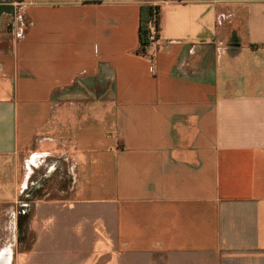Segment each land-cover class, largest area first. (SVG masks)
Instances as JSON below:
<instances>
[{
  "label": "crops",
  "instance_id": "crops-1",
  "mask_svg": "<svg viewBox=\"0 0 264 264\" xmlns=\"http://www.w3.org/2000/svg\"><path fill=\"white\" fill-rule=\"evenodd\" d=\"M1 263L264 264V0H0Z\"/></svg>",
  "mask_w": 264,
  "mask_h": 264
},
{
  "label": "trees",
  "instance_id": "trees-1",
  "mask_svg": "<svg viewBox=\"0 0 264 264\" xmlns=\"http://www.w3.org/2000/svg\"><path fill=\"white\" fill-rule=\"evenodd\" d=\"M159 12L160 10L157 5L155 6L150 4H144L141 6V18L139 28L140 46L138 52L142 55H147V51L152 45V42L148 38V34L151 31L152 27H155L158 31L160 29Z\"/></svg>",
  "mask_w": 264,
  "mask_h": 264
},
{
  "label": "built area",
  "instance_id": "built-area-1",
  "mask_svg": "<svg viewBox=\"0 0 264 264\" xmlns=\"http://www.w3.org/2000/svg\"><path fill=\"white\" fill-rule=\"evenodd\" d=\"M158 30L155 27H152L151 31L148 34L149 40L154 43L157 39Z\"/></svg>",
  "mask_w": 264,
  "mask_h": 264
},
{
  "label": "bare ground",
  "instance_id": "bare-ground-1",
  "mask_svg": "<svg viewBox=\"0 0 264 264\" xmlns=\"http://www.w3.org/2000/svg\"><path fill=\"white\" fill-rule=\"evenodd\" d=\"M1 264H3V263H1Z\"/></svg>",
  "mask_w": 264,
  "mask_h": 264
}]
</instances>
